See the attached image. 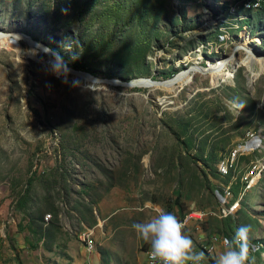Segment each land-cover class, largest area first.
<instances>
[{"label":"rangeland","instance_id":"rangeland-1","mask_svg":"<svg viewBox=\"0 0 264 264\" xmlns=\"http://www.w3.org/2000/svg\"><path fill=\"white\" fill-rule=\"evenodd\" d=\"M235 1L0 0V264H146L131 225L154 206L206 264L240 225L264 245V147L243 153L264 136V71L237 67L264 61V8ZM41 43L95 81L50 72Z\"/></svg>","mask_w":264,"mask_h":264},{"label":"clouds","instance_id":"clouds-1","mask_svg":"<svg viewBox=\"0 0 264 264\" xmlns=\"http://www.w3.org/2000/svg\"><path fill=\"white\" fill-rule=\"evenodd\" d=\"M48 70L55 75H67L68 68L59 53L52 52ZM230 112L239 114L245 102L238 97L225 100ZM155 214L150 218L131 225L135 234L149 245V256L156 264H206V253L197 249L196 244L186 233L185 223L173 212L154 206ZM251 226L240 225L232 237L223 239V247L215 256L214 264H255Z\"/></svg>","mask_w":264,"mask_h":264},{"label":"bare ground","instance_id":"bare-ground-1","mask_svg":"<svg viewBox=\"0 0 264 264\" xmlns=\"http://www.w3.org/2000/svg\"><path fill=\"white\" fill-rule=\"evenodd\" d=\"M238 1L241 3L243 9H245L246 11L253 12V11H258V10H261L262 8H264V0H238ZM257 1H258V3H256ZM2 37H4V36H2ZM29 42L35 48H38V49L43 48L42 46H39L36 42H34V43H33V41H29ZM250 43H251V41H250ZM254 44H259L260 45L259 42L254 43ZM247 45H248V41L245 43V46L242 47V50H244L245 52L247 51L246 50V46ZM242 65L246 66L250 70L253 68V66H258V68L261 70L260 72L264 71V61L261 58H256V59L247 58V59L243 60L241 63H238L237 67H239V66L241 67ZM217 67L218 68H222V69H227L228 68L226 65H222V64H219V66H217ZM73 73L78 74V75H75V77L78 78V80H80V81H95V79H92L93 77L89 78V76H87L85 74L76 73V72H73ZM232 74H233V72H232ZM232 74H231V71H230L229 74H226V75H224L221 78H220V75H215L214 77H212V81H213V83H216V82L217 83L218 82L221 83L222 82L221 80L223 79V80H225L227 82L228 80L233 78ZM172 78L171 79H167V80H172ZM167 80H165V81H167ZM165 81H162L161 83H163ZM174 81H172V82H174ZM225 81H224V83H225ZM172 82L163 84V86H165V87L169 88L171 91L175 92ZM138 84L140 86H143V87L151 86L150 82H141V81H139ZM130 86L134 87V86H137V84L130 82ZM246 139H247V141H244V143H245V146H244V149H243V153L244 154H256V153L261 151L262 147H264V136H262L260 134H254L252 132H248L246 134ZM261 161L264 162V159H262ZM224 162H226V161H224ZM261 170L262 171L264 170V166L261 167ZM257 178H258V175L253 176L251 178V180L248 181V183L246 185V191L252 189L257 184ZM83 237H84V240H85L87 238V234L85 233L83 235ZM252 244H253V246H255V248L253 250L254 251L253 255H255V254L260 255L261 256L260 259H262L264 261V248H263L264 245L262 246L260 243H257V242H252ZM149 258H150V256H149ZM151 262H153V261L151 260Z\"/></svg>","mask_w":264,"mask_h":264},{"label":"trees","instance_id":"trees-1","mask_svg":"<svg viewBox=\"0 0 264 264\" xmlns=\"http://www.w3.org/2000/svg\"><path fill=\"white\" fill-rule=\"evenodd\" d=\"M47 47H48V49H51L52 52L59 53V54L63 57V60H64V62L66 63L67 67H69V68H71V69H73V70H76V71L88 72V73H90V75L94 76V74H93L92 72L86 70V69L82 66V64H81L79 61H77V60H75V59H73V58H71V57L63 56V55L61 54V51L59 50L58 47H56V46H54V45H47ZM174 76H175V75H174ZM174 76H173V77H174ZM220 159H221V158H220ZM220 159H218V160H220ZM218 160H217V161H218ZM217 172H218V171H217ZM215 173H216V170H215ZM218 175L220 176L219 173H218ZM220 177H221V178H226V177H228V176H220Z\"/></svg>","mask_w":264,"mask_h":264},{"label":"water","instance_id":"water-1","mask_svg":"<svg viewBox=\"0 0 264 264\" xmlns=\"http://www.w3.org/2000/svg\"><path fill=\"white\" fill-rule=\"evenodd\" d=\"M23 36H25V37H28V36H26L25 34H22ZM34 43V42H33ZM44 47H46L47 49H48V47L45 45V44H43V43H41ZM52 54V53H51ZM68 68V70L69 71H72V72H76V73H82V74H85V75H87V76H89V77H93V78H95L94 76H92V75H90V73H88V72H83V71H76V70H73V69H71V68H69V67H67ZM146 80H150V79H146ZM105 81H112V80H105ZM151 81V80H150ZM112 83V82H111ZM113 83H116V82H113ZM122 85H127V86H130V83L128 82V83H123ZM132 85V84H131Z\"/></svg>","mask_w":264,"mask_h":264},{"label":"built area","instance_id":"built-area-1","mask_svg":"<svg viewBox=\"0 0 264 264\" xmlns=\"http://www.w3.org/2000/svg\"><path fill=\"white\" fill-rule=\"evenodd\" d=\"M236 2H239V1H235V3ZM256 3H258V1L256 2ZM85 249V248H84ZM87 253H90V251L89 250H85ZM145 261H146V264H149V263H151V261H150V259H145Z\"/></svg>","mask_w":264,"mask_h":264}]
</instances>
